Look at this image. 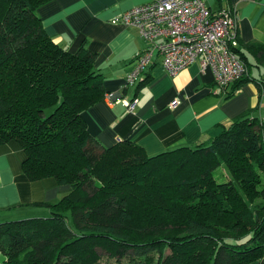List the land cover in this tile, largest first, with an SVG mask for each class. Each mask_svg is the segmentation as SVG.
I'll list each match as a JSON object with an SVG mask.
<instances>
[{
    "label": "trees",
    "instance_id": "trees-1",
    "mask_svg": "<svg viewBox=\"0 0 264 264\" xmlns=\"http://www.w3.org/2000/svg\"><path fill=\"white\" fill-rule=\"evenodd\" d=\"M50 0H0V144L30 179L70 190L50 214L0 223V264H250L264 250V138L244 112L214 137L147 155L131 141L92 151L82 112L104 97L84 44L70 53L36 14ZM252 52L264 63V45ZM222 87L232 96L248 77ZM223 166L227 179L214 172ZM101 252H99V251Z\"/></svg>",
    "mask_w": 264,
    "mask_h": 264
},
{
    "label": "crops",
    "instance_id": "crops-1",
    "mask_svg": "<svg viewBox=\"0 0 264 264\" xmlns=\"http://www.w3.org/2000/svg\"><path fill=\"white\" fill-rule=\"evenodd\" d=\"M147 1L50 0L36 9L54 42L70 53L84 44L95 54L104 97L82 112L92 151L131 141L147 155H154L214 137L247 111L260 120L264 138V63L252 52L254 45H264V0H203L214 12L230 10L236 23L235 48L244 57L249 78L230 97L215 84L209 68L201 69L198 60L170 76L156 53L142 78L126 85L134 57L148 45L135 26L114 18ZM134 97L138 102L128 111L123 100ZM24 158L18 142L0 144V223L46 217L50 214L47 204L56 203L70 190L54 177L28 178L22 169ZM4 259L0 252V263ZM250 264H264V250L261 259Z\"/></svg>",
    "mask_w": 264,
    "mask_h": 264
},
{
    "label": "built area",
    "instance_id": "built-area-1",
    "mask_svg": "<svg viewBox=\"0 0 264 264\" xmlns=\"http://www.w3.org/2000/svg\"><path fill=\"white\" fill-rule=\"evenodd\" d=\"M114 21L135 26L148 45L134 57L126 85L142 78L155 53L170 76L198 60L202 70H211L220 88L246 71L234 51L237 30L230 10L214 12L203 0H148L116 16ZM137 102V97L123 100L128 111ZM176 103L177 100L172 105Z\"/></svg>",
    "mask_w": 264,
    "mask_h": 264
},
{
    "label": "rangeland",
    "instance_id": "rangeland-1",
    "mask_svg": "<svg viewBox=\"0 0 264 264\" xmlns=\"http://www.w3.org/2000/svg\"><path fill=\"white\" fill-rule=\"evenodd\" d=\"M214 175H215L216 178H218V180H221V179L224 180V179H227V177H228V173H227L226 169L223 166H221L218 169H216L215 172H214ZM99 252H101V251H99ZM101 261H102V264H121L118 260L116 261L113 258L111 259V258L103 257Z\"/></svg>",
    "mask_w": 264,
    "mask_h": 264
}]
</instances>
